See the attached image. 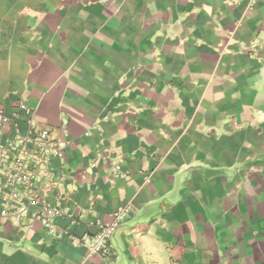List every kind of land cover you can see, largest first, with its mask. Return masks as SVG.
Masks as SVG:
<instances>
[{
  "label": "crops",
  "instance_id": "0c3cea01",
  "mask_svg": "<svg viewBox=\"0 0 264 264\" xmlns=\"http://www.w3.org/2000/svg\"><path fill=\"white\" fill-rule=\"evenodd\" d=\"M30 118L65 147L20 190L63 213L0 264H264V0H0V145Z\"/></svg>",
  "mask_w": 264,
  "mask_h": 264
},
{
  "label": "built area",
  "instance_id": "2783aa9c",
  "mask_svg": "<svg viewBox=\"0 0 264 264\" xmlns=\"http://www.w3.org/2000/svg\"><path fill=\"white\" fill-rule=\"evenodd\" d=\"M257 1L251 0V4ZM22 109L30 117L31 110L26 105H22ZM64 147V140L52 138L50 130L40 127L32 118L25 134L18 129L14 138L0 145V227L8 217L21 222L29 214L51 227L52 219L63 213L58 206L44 200L39 192L25 193L20 188L27 183L38 186L50 160L60 155ZM35 159L37 167L32 162ZM130 210V206L118 209L111 222L98 221L93 234L84 233L74 241L88 246L91 253L109 256L112 253L110 239Z\"/></svg>",
  "mask_w": 264,
  "mask_h": 264
}]
</instances>
